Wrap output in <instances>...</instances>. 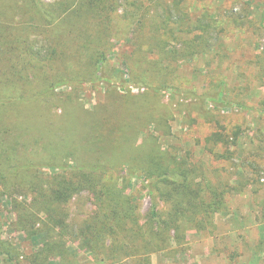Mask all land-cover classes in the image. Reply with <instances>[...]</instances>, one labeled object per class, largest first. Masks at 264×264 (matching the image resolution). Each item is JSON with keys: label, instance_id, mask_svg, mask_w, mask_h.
<instances>
[{"label": "rangeland", "instance_id": "obj_1", "mask_svg": "<svg viewBox=\"0 0 264 264\" xmlns=\"http://www.w3.org/2000/svg\"><path fill=\"white\" fill-rule=\"evenodd\" d=\"M83 1L40 0L55 25L70 22V8ZM117 3L119 19L113 26L112 46L107 54L113 70L109 74H112L114 88L110 89L104 80L78 83L57 89L30 105V109L21 102H0V180L8 165H32L36 167L33 184L37 186V178H43L46 190L55 183L54 176L78 175L77 168L90 164L93 159L111 171L117 170L111 175L117 179L120 189H125L128 196L136 199L143 223L151 220L155 202L159 214L161 209L165 210V203L151 195L149 179L142 176L139 168H131L128 163L122 166L103 156L102 152L94 154L83 148L58 163L51 159L40 131L39 137L32 134L27 137V125L10 122L12 119L6 120L5 126L3 123L7 112L23 113L27 109L25 114H34L38 118L42 113L50 112V121L45 125L64 130L63 115L70 105L85 111L100 107L102 111L110 102V91L125 96L147 93L141 79L133 76L135 71L128 65L135 50L134 38L141 33L140 13H131L130 4L143 5L152 16L149 18L155 20L162 16L166 7L176 16L175 30L168 36L165 51L162 46L149 54L156 60L169 52L163 58L164 65L176 68L166 79L168 84L161 96L170 133L167 134L164 125L158 121L143 127L139 125L137 142L146 146L149 140L152 141L147 135L154 134L161 149L180 159L190 156L217 186L230 183L234 190L224 202L216 204L211 224L186 229L184 240L174 238L166 250L152 253L150 264H264V63H259L264 53V0H117ZM3 4L1 9L8 17L6 25H2L14 29L27 24L29 33L34 35L30 36L31 40L51 38L41 21L36 24L39 28L32 25L24 0H4ZM206 20L211 24L206 27L209 42L193 51L186 43L194 41L197 34H204ZM224 90L226 105L206 101L207 93ZM5 95L19 96L11 89L0 87V96ZM53 115L58 117L51 118ZM223 128L233 137L231 148L209 143V138ZM93 129L76 122L69 128L73 134L70 139L89 137ZM23 137L29 140L24 143ZM124 143L123 136L119 135L107 148L120 152ZM115 164L118 167H113ZM6 181L8 183L0 181V264H106L86 250L80 240L69 238L65 251H55L45 231L47 213L32 208V205L36 206L33 184H27L29 180L23 176H12ZM94 202L89 192L76 195L69 204L68 221L81 224L94 216L98 210ZM166 216L162 215V218ZM47 248L51 251L45 250ZM137 256L130 255L121 264H146Z\"/></svg>", "mask_w": 264, "mask_h": 264}, {"label": "trees", "instance_id": "obj_2", "mask_svg": "<svg viewBox=\"0 0 264 264\" xmlns=\"http://www.w3.org/2000/svg\"><path fill=\"white\" fill-rule=\"evenodd\" d=\"M24 1L32 25L38 27L41 21L51 38L37 37L31 40L30 36L34 35L29 33L27 24L14 29L5 27L8 16L1 9L4 0H0V87L11 89L19 95L0 96V102H21L30 109V105L55 93L57 89L78 83L104 80L110 89L114 88L112 74H109L113 70L110 69L107 54L112 46L113 26L119 19L117 0H84L70 8L71 21L59 25L53 24L52 16L40 0ZM130 8H133L130 9L131 13H140L141 33L134 38L135 50L128 65L135 71L133 76L141 79L147 93L125 96L117 94L115 90L110 91V102L102 111L100 107L94 111H85L70 105L63 115L64 130L62 127L55 129L45 125L50 121V112L42 113L38 118L34 114H25L27 109L23 113L7 112L3 123L5 126L6 120L12 119L10 122L18 121L27 125V137L31 134L39 137L42 133L51 152V159L58 163L83 148L84 151L92 150L94 154L102 152L103 156L117 164L128 163L131 168H139L142 176L149 179L151 195L155 200L163 201L167 209L165 206L166 211L161 209L159 214L155 202L151 220L143 223L136 199L128 196L125 189H120L117 179L111 175L117 170H109L100 161L97 163L92 159L90 164L78 167V175L54 176L52 180L55 179V183L46 190L43 188V178H37V186L33 184L36 180L35 166L8 165L5 168V174L0 180L2 183H8L6 180L12 176H23L29 180L27 184H33L36 206L32 205V208L47 213L45 231L55 251H65L69 238L80 240L86 250L106 264H121L130 255H139L137 257L150 264L152 253L166 250L174 238L177 241L184 240L186 229L211 224L216 204L224 202L226 196L234 190L230 183L217 186L204 175L205 170L194 163L190 156L188 159H180L161 149L154 134L147 135L152 141L149 140L146 146L138 144L136 138L139 125L143 127L158 121L166 128V133H170L169 118L163 109L161 96L168 84L166 79L174 74L176 68L170 64L164 65L163 58L169 52L163 53L161 59L156 60L149 53L162 46L165 51L168 36L175 30L173 21L176 16L172 9L164 7L162 16H157L155 20L149 18L152 16L144 10L143 5L132 3ZM34 10H37L35 14L32 13ZM207 24L211 26L208 20L204 22V34H197L192 42L187 41L186 44L193 51L209 42L206 39L209 34ZM259 63H264V53ZM262 71L264 74V67ZM205 99L227 104L225 90L207 93ZM57 117L53 115L51 118ZM76 122L83 123L87 128L93 127V133L89 137L71 140L73 134L69 128ZM119 135L124 138L123 149L117 152L107 148L110 141ZM23 139L24 143L29 140L26 137ZM232 139L223 128V131L215 132L209 138V143L231 148V143H234L230 142ZM58 167L62 170L61 165ZM113 167L118 166L115 164ZM29 171L33 179L27 173ZM85 192L93 195L97 213L81 224L70 223L69 204L76 195ZM162 215L167 216L162 218ZM45 250L51 251L50 248Z\"/></svg>", "mask_w": 264, "mask_h": 264}]
</instances>
